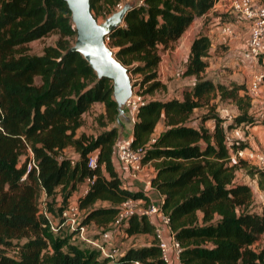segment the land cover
<instances>
[{"label":"trees","instance_id":"obj_1","mask_svg":"<svg viewBox=\"0 0 264 264\" xmlns=\"http://www.w3.org/2000/svg\"><path fill=\"white\" fill-rule=\"evenodd\" d=\"M121 2L125 0H89L90 11L96 20L105 18ZM216 2L141 0L109 33L107 43L143 88L145 101L133 119L131 144L144 145L142 162L153 165L150 184L163 196L161 209L180 245V264H264V239L258 249L251 247L264 235V203L253 211L251 187L236 182L235 172L243 168L263 178L264 173L245 161L229 160L230 149L247 145L239 140L227 145L213 101L218 97L235 105L238 112L229 128L253 122L247 113L252 97L244 83L203 76L210 27L192 39L181 71L193 83L171 97L154 94L166 88L159 79L161 51ZM51 33L58 35L54 45L44 46L38 55L28 53L29 42ZM74 37L64 0H0V264H166L154 238L126 247L114 259L76 241L80 226L106 230L127 197L148 199L141 190L123 186L115 170L112 155L119 134L112 81L98 79L80 53L65 52ZM95 102L104 104L113 125L95 136H77L81 116ZM201 108L206 112L195 124L191 115ZM209 118L211 128L203 124ZM160 121L164 130L149 143ZM67 147L76 158L62 154ZM92 153L96 164L90 168ZM88 177L93 183L77 198L82 216L70 228L61 212ZM259 187L264 189L262 181ZM40 196L47 200L44 211ZM123 230L125 236L153 235L145 216L131 217Z\"/></svg>","mask_w":264,"mask_h":264},{"label":"built area","instance_id":"obj_2","mask_svg":"<svg viewBox=\"0 0 264 264\" xmlns=\"http://www.w3.org/2000/svg\"><path fill=\"white\" fill-rule=\"evenodd\" d=\"M121 3L115 6V10L121 7ZM225 12L231 17L228 21L219 22L221 31L227 36L232 37L237 17L244 19L247 38L245 46L240 50L242 59H257L264 54V0H228ZM264 77V71L258 70L247 83V92L253 98L259 94V87ZM137 85H132L131 95L125 102L126 110L134 119L138 108L144 103L145 97L139 89H135ZM156 135L149 139V143L153 142ZM145 146H133L131 137L123 139L119 143L116 142L112 160L115 166L124 168L129 175L137 177L143 165V155ZM31 153L29 152V157ZM229 160L235 162L238 160L245 161L258 171L264 173V149L255 150L249 146L237 147L230 149ZM30 164V163H29ZM96 164V155L90 154L87 159V165L93 168ZM25 175L21 177V180ZM151 177L146 178L145 184L151 186ZM93 183V177H88L79 186L77 192L68 199L66 207L61 212V217L65 224L73 228L79 222L83 210L78 207L77 198L83 196ZM152 187V186H151ZM163 196L159 193L153 200L144 198L127 197L118 204V209L114 220L108 225L106 230H98L92 235H86L85 226L78 229V237L85 241L87 245L99 249V251L107 256H112L110 252L111 246L120 240V236L124 233V226L133 216H145L153 225V238L160 250V257L166 264H180L179 252L180 245L174 238V234L169 227V217L161 209ZM112 242V243H111ZM108 243V246H106Z\"/></svg>","mask_w":264,"mask_h":264},{"label":"rangeland","instance_id":"obj_3","mask_svg":"<svg viewBox=\"0 0 264 264\" xmlns=\"http://www.w3.org/2000/svg\"><path fill=\"white\" fill-rule=\"evenodd\" d=\"M128 1V0H125ZM256 1H263V0H256ZM124 2H121V5ZM115 10V9H114ZM103 17H98L97 21L102 22ZM229 20V13L217 9L216 11H211L209 15H206L204 17H198L195 18L192 23L189 25V27L185 30V32L178 38L176 41L170 44L167 50L161 51V60L159 63V74H160V81H162L165 85V89H158L154 92L156 97H163L169 95V97L176 95L177 93H181L182 87L184 85H189L193 83L192 78H189L188 76H182L181 71L184 69L185 64L188 60V45L190 43V40L194 38V36L200 31L202 27L208 26L213 27L216 24V21H228ZM232 37H235V30ZM58 38L57 34L51 33L48 34L40 39L31 41L27 44L28 47V53L30 54H41L43 52V48L46 45H54L56 39ZM238 39V38H237ZM107 41V38H106ZM235 48L233 45L228 43V37L225 40V42L221 43L220 45H215L213 48V51L209 54V58H207V67L205 71L203 72V76L212 79L213 81H219L222 83H227L229 81V75H231L232 71L237 68L238 66L235 64L236 57L235 54ZM218 57V58H217ZM235 59V60H234ZM130 76V82L132 85H137L135 89H139L141 92L143 88L138 83L139 82V76L138 75H131ZM182 85V86H180ZM133 88V87H132ZM260 89V88H259ZM226 102L227 101H221ZM226 103H221L220 105H229ZM205 109H197L193 112L191 115L193 120H196L198 117H201L204 115ZM193 123L196 124V122L193 121ZM113 123L108 122L107 118L105 117V108L104 104L100 102H95L92 104L91 108L85 112L81 118H80V125L76 130V135L78 136L81 133H84L87 136H95L98 135L100 132H102L105 128L112 126ZM64 156H69L76 158L77 154L74 152V150L71 147H67L62 152ZM240 173H243L242 171H237V180H239ZM253 195V211L259 212L260 211V205L264 202V197L261 198L258 196V193L256 191L252 190ZM39 206L41 211H44L46 208V202L47 200L44 198V196L39 197ZM48 213L49 215L52 214ZM53 215V214H52ZM51 218V217H50ZM52 224L54 227L57 226L56 221H54L51 218ZM94 226H87L85 233L90 234L92 233ZM55 229V228H54ZM68 229V227L66 228ZM91 235V234H90ZM77 243H81L83 245H86V242L76 238ZM137 237H128V236H120V240L113 244L110 248V252L112 254L111 259L116 258L122 251L131 245L138 244L141 240ZM264 235L261 236V238L251 245L252 248L258 249L262 243H263ZM8 254H12V249H5L4 250Z\"/></svg>","mask_w":264,"mask_h":264},{"label":"crops","instance_id":"obj_4","mask_svg":"<svg viewBox=\"0 0 264 264\" xmlns=\"http://www.w3.org/2000/svg\"><path fill=\"white\" fill-rule=\"evenodd\" d=\"M227 1L228 0H217V2L214 4L211 11H216L217 9L225 11ZM211 11H209L208 13H206L205 15L201 17L209 15ZM215 24H216L215 26L210 27V29L208 30V35L211 37V48L209 50V54L213 51V48L215 47V45L217 44L220 45L221 43L225 42V40L227 39V36L221 31L219 22L216 21ZM234 30H235V37H228V43L233 45V47L235 48L236 55L234 56L236 57V60L235 59L234 60H235V64L238 67L232 71L231 75H229L228 78L229 80L235 81L237 83H244L245 85H247V83L252 78L255 72H257L258 70L264 71V54L259 56L257 59L255 58L242 59L240 56V50L245 46L246 38H247V29H246L244 19L242 17L236 18ZM191 41L192 40H190L188 48H190ZM188 52H189V49H188ZM207 58H209V55ZM189 78H192L193 80V77H189ZM259 88H260L259 94L252 98L251 106L247 111V113L253 118V122L250 124H248L247 122H240L236 125H232L231 127L227 128V125L231 123V118L235 116L238 111L235 105H233L230 102L226 103V102L218 101V97L213 100L217 102L215 112L218 115V117L222 119L221 125L223 126V130L226 136L227 145H230L232 141L239 140V141L244 142L247 146L255 150L264 149V83H261ZM221 103H226L229 105H220ZM205 112H206V109H205ZM201 120L202 118L198 117L196 120H193V121L198 123ZM203 124L211 128L213 125V119L209 118L205 120ZM163 130H164V125L160 121L155 127L154 134L158 136ZM130 134H131V131L128 133V135L130 136ZM114 167H115V170L117 171L118 176L121 179V183L126 188L132 191L141 190L143 195L146 196L147 199H150V200H153L159 194V192L156 189H154L151 186H147L144 181L148 177L152 178L155 174L153 165L150 162L143 163L141 171L137 177H133L129 175L128 172L124 168H120L118 166H114ZM238 170L243 172L239 174L241 177L239 178V180H237V177H236L237 176L236 172ZM236 172H235L236 182L249 185L251 187V190L256 191V193H258L259 197L261 198L264 197V189H261L259 187V181H262L264 183V178L262 176H259L257 173L253 175H249L246 173L245 169L243 168L237 169ZM91 226H94V225H91ZM98 230L99 229L95 228L94 226L92 233ZM92 233L90 234L92 235ZM137 236L140 238L139 240L141 241L138 244L131 245V246L146 245V244H149L153 240V235L149 233L136 234V235H131L128 237L131 238V237H137ZM106 246H108V243Z\"/></svg>","mask_w":264,"mask_h":264},{"label":"water","instance_id":"obj_5","mask_svg":"<svg viewBox=\"0 0 264 264\" xmlns=\"http://www.w3.org/2000/svg\"><path fill=\"white\" fill-rule=\"evenodd\" d=\"M64 1L70 10V19L75 29L73 44L65 52L80 53L98 79L108 78L112 81V97L117 110L115 126L119 134L116 142L119 143L129 136L133 126L132 116L125 106L132 92V84L127 67L117 59L106 38L112 30L121 25L126 12L141 0L125 1L102 22H98L92 15L89 0Z\"/></svg>","mask_w":264,"mask_h":264}]
</instances>
